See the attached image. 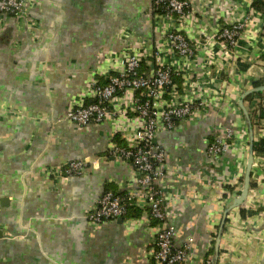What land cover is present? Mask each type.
<instances>
[{"label":"crops","instance_id":"1","mask_svg":"<svg viewBox=\"0 0 264 264\" xmlns=\"http://www.w3.org/2000/svg\"><path fill=\"white\" fill-rule=\"evenodd\" d=\"M27 2L25 16L0 15V264H151L147 253L155 227L142 210L141 217L96 227L86 219L106 189L124 191L133 176L127 161L106 155L116 136L121 139L123 131L130 135L137 128L131 96L114 99L113 115L101 123L80 127L65 116L88 100L90 79L103 82L122 68L121 59L131 51L141 57L145 71L156 49L181 69V87L201 80L207 102L195 117L154 136L172 171L161 186L173 210L174 244L183 246L192 237L187 264H203L222 212L242 186L249 134L238 101L252 81H264V31L248 39L254 29L249 24L232 59L223 53L210 56L220 41L209 54L204 39L238 19L246 0H190L192 16L183 23L166 22L151 0ZM164 26L192 41L190 63L166 48L159 37ZM238 64L247 66L241 70ZM188 87L181 98L190 93ZM257 102L243 100L248 114ZM121 111H127L126 117ZM127 118L131 125L122 130ZM227 127L235 134L212 163L205 147ZM252 128L257 149L249 191L242 206L227 214L216 264H264V109ZM73 159L88 162L82 175L51 177L49 169Z\"/></svg>","mask_w":264,"mask_h":264},{"label":"built area","instance_id":"2","mask_svg":"<svg viewBox=\"0 0 264 264\" xmlns=\"http://www.w3.org/2000/svg\"><path fill=\"white\" fill-rule=\"evenodd\" d=\"M252 1L246 0L238 19L221 27L214 36L204 39V47L208 49L214 46L216 40L220 41V46L214 47L210 56L221 58L223 53L225 57L232 59L239 40L246 34L251 23L254 24V29L250 31L248 39L258 37L264 27V13L255 9ZM190 6V0H151L152 9L155 12L161 10L158 13L163 14L169 23H183L186 18L191 17ZM27 9V0H0V15L22 17L27 14ZM159 37L166 48L185 63L193 60L194 45L180 30L164 26ZM198 42L201 43V39ZM209 51L210 49L206 52L210 54ZM150 56L147 70L140 71L142 60L138 53L131 51L124 54L119 71L107 74L103 82L89 80L88 100L71 107L65 118L80 127L101 123L113 115L110 106L114 99L125 94L131 96L129 108L137 119V128L130 135L123 131L120 139L122 143L110 144L106 155L127 161L132 166L133 176L122 193L105 190L87 212L86 219L93 227L107 221L123 220L126 204L130 202L142 209V217L147 223H150V218L158 220V224L154 226L155 238L147 253L150 263L187 264L193 253V238L189 236L183 246L174 244L177 229L170 223L173 210L167 206L165 191L161 186L172 171L167 165L165 151L153 140L157 131L171 130L195 117L200 110L205 109L207 102L199 85L201 80L196 79L191 84L184 83L182 90L189 86L190 93L181 98L172 82V74L180 73L181 69L178 65L167 63L162 50L156 49ZM215 64L220 75V63L216 61ZM209 81L211 82V78ZM166 87L170 88L167 91L168 98L164 90ZM213 89L215 101H218L219 91L214 87ZM126 112L121 111L123 117H126ZM122 125V130L123 127L127 130L131 119H124ZM234 134L232 127L218 132L205 147L206 158L212 163L220 159ZM87 165V161L73 159L48 171L53 179L61 180L82 175ZM203 264H212L211 258L206 259Z\"/></svg>","mask_w":264,"mask_h":264},{"label":"water","instance_id":"3","mask_svg":"<svg viewBox=\"0 0 264 264\" xmlns=\"http://www.w3.org/2000/svg\"><path fill=\"white\" fill-rule=\"evenodd\" d=\"M263 91H264V84L256 86V87H251V88L245 90L241 94L239 101H238V105L243 112V115L246 119V123H247V127H248V134H249V143L248 144L249 145H248L247 163H246V167H245V171H244V176H243L241 188L236 192V195L229 201V203L227 204V206L224 208V210L222 212L221 219L219 222L218 236H217V238L215 240V244H214V253H213V257H211L212 264H216V261H217L218 248H219V242H220V233L222 231V227L224 226V224L226 222L227 214L230 210H233V209H236V208H239L242 206V204L244 203V201L247 198V194H248L249 187H250L252 164L254 161V155H253L254 135H253V128H252V125L250 123L249 114H248V111L243 104V100H244L245 96H247L248 94L260 93ZM153 142L155 143V139L153 140ZM118 220L121 222L122 218H120Z\"/></svg>","mask_w":264,"mask_h":264},{"label":"trees","instance_id":"4","mask_svg":"<svg viewBox=\"0 0 264 264\" xmlns=\"http://www.w3.org/2000/svg\"><path fill=\"white\" fill-rule=\"evenodd\" d=\"M252 6L257 9L258 11H261L262 13H264V0H253L252 1ZM157 12H162L161 10H157ZM263 31H264V27H263ZM247 65L244 64H238V67L243 70L246 68ZM142 64L140 66V71L142 70ZM172 82L175 85V88L177 89V91L180 93L182 91V87H181V77L179 74L177 73H173L172 74ZM263 79H258V80H254L252 81L253 87L259 86L263 84ZM169 87H166L165 90V95L168 98L169 96L167 95V91H169ZM254 99H257V109L254 110H249V118H250V123L253 127V125L258 121L259 118H261V110L264 109V91L260 92V93H251L248 94L247 96H245L244 101L246 102V104H251ZM258 114V115H257ZM116 142L118 144H121L122 141L119 139L118 136H116ZM257 149V144L256 142H254V146H253V150ZM106 190H111V191H116L117 193H122L123 191L120 190H116L115 188L111 187L108 188ZM141 208L134 206L132 203H127L126 204V210L125 213L123 215V218H127V217H138L141 214ZM150 224L151 225H157L158 224V220L150 218ZM219 227V225L217 226ZM225 229V225L222 227V231ZM214 253V244L211 245L210 249L208 250V252L206 253V259H210L212 257Z\"/></svg>","mask_w":264,"mask_h":264}]
</instances>
